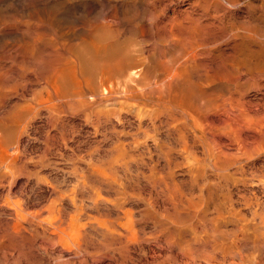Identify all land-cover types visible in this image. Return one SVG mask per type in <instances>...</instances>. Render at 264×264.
Here are the masks:
<instances>
[{"label": "rangeland", "instance_id": "1", "mask_svg": "<svg viewBox=\"0 0 264 264\" xmlns=\"http://www.w3.org/2000/svg\"><path fill=\"white\" fill-rule=\"evenodd\" d=\"M234 1L0 0V264H264V0Z\"/></svg>", "mask_w": 264, "mask_h": 264}, {"label": "bare ground", "instance_id": "2", "mask_svg": "<svg viewBox=\"0 0 264 264\" xmlns=\"http://www.w3.org/2000/svg\"><path fill=\"white\" fill-rule=\"evenodd\" d=\"M228 1L231 2V0H228ZM235 1H236V0H235ZM235 1H234V2H235ZM232 3H233V1H232ZM232 3H231V4H232ZM236 3H237V2H236ZM219 4H220V3L218 2V5H219ZM233 4H234V3H233ZM221 5H222V2H221ZM237 6H238V5H237ZM233 7H234V6H233ZM184 11H185V10H184ZM187 12H188V11H187ZM187 12H186V13H187ZM188 14H189V13H188ZM190 14H191V13H190ZM186 16H187V15L185 14L184 17H185L186 20H187V18H188L189 16H187V17H186ZM216 17H217V16H216ZM189 18L191 19V17H189ZM189 18H188V19H189ZM197 19H198V17H197ZM200 19H201V18H199L198 20H200ZM184 20H185V19H184ZM214 20H215V19H214ZM218 20H219V19H218ZM187 22H188V21H187ZM189 22H190V20H189ZM192 22H193V24L190 25V24L187 23V24H188V27H187V26H184V28L187 27L186 29H190V31H191V30L194 31V30H199V29H200V33H205V34H206L207 31H209L210 29H212V27L208 25V24H210V23L207 24L209 27H211V28L208 30V26H204L205 24H204V25L201 24V25H202V26H201L200 23L198 24L197 20H195V22H194V21H192ZM212 22H213V21H212ZM221 22H222V21H221ZM221 22H220V23H221ZM202 23H203V22H202ZM212 24H213V23H212ZM171 25H172V24H171ZM181 25H182V24H181ZM189 25H190V26H189ZM218 25H219V24H218ZM173 26H174V25H173ZM176 26H177V25H176ZM178 26H180V25H178ZM212 26H213V25H212ZM171 27H172V26H171ZM171 27H170V28H171ZM182 27H183V25L180 26V28H178V29H181ZM173 28H174V27H173ZM182 29H183V28H182ZM220 29H221V28H220ZM173 30H174V29H172V31H173ZM178 31H179V30H178ZM184 31L187 32V30H184ZM184 31H183V32H184ZM210 31H211V30H210ZM169 32H170V31H169ZM176 32H177V31L175 30L174 33L176 34ZM186 32H185V33H186ZM194 32H195V31H194ZM197 32H198V31H197ZM177 33H178V32H177ZM179 33L181 34L180 31H179ZM188 33H189V32H188ZM169 34H170V33H169ZM172 34H173V33H172ZM180 34H179V35H180ZM193 34H194V33H193ZM196 34H197V33H196ZM209 34H210V33L208 32V35H209ZM183 35H184V34H182L183 41H182V39H181V42H184V38H187V37H188V36L186 37L185 35H184V36H183ZM188 35H189V34H188ZM203 35H204V34H203ZM208 35H207V36H208ZM177 36H178V35H176V38H178ZM194 36H195V35H194ZM194 36H193V37H194ZM196 36H197V35H196ZM207 36H206V37H207ZM189 37H191V34L189 35ZM199 37L202 38V35L199 36ZM199 37H198V38H199ZM180 38H181V37H180ZM196 38H197V37H196ZM201 38H200V39H201ZM194 39H195V37H194ZM204 39H205V38H204ZM176 40L178 41V39H176ZM176 40H175V41H176ZM189 40H190V39H189ZM189 40L186 39V41H188V42H189ZM195 40H196V39H195ZM190 41H191V40H190ZM163 42H164V41H163ZM93 43H94V42H93ZM192 43H193V42H192ZM192 43H191V44H192ZM185 44H186V43L184 42V45H183V46H185ZM191 44H190V46H191ZM241 44H242V43H241ZM186 45L188 46L189 44H186ZM192 45H193V44H192ZM190 46H189V47H190ZM187 48H188V47H187ZM205 48H206V47H205ZM95 49H96V48H95ZM185 50H186V47H185ZM187 50H189V49H187ZM195 50H196V49H195ZM202 50H203V49H202ZM189 51H190V50H189ZM189 51H188V52H189ZM129 53H130V51H129ZM135 53H136V52H135ZM137 53H138V52H137ZM195 53H196V52H195ZM209 53H210V52H209ZM250 53H251V52H250ZM142 54H143V53H142ZM197 54H198V53H197ZM197 54H196V55H197ZM190 55H191V54H190ZM193 55H195V54H193ZM193 55H192V57H193ZM188 57H189V56H188ZM188 57H187V59H190V58H188ZM195 57H196V56H195ZM195 57H194V58H195ZM197 57H198V56H197ZM237 57H238V56H237ZM192 59H193V58H191L190 61H191ZM193 60H194V59H193ZM146 61H147V60H146ZM194 61H195V60H194ZM112 62H113V61H112ZM173 62H175V61H173ZM184 62H185V64H186L187 61H184ZM248 62H249V61H248ZM123 63H124V62H123ZM189 63H190V62H189ZM194 63H195V62H194ZM246 63H247V62H246ZM103 64H104V63H103ZM103 64H102V65H103ZM192 64H193V63H192ZM113 65H114V64H113ZM127 65H128V64H127ZM181 65H182V64H181ZM181 65L179 66L180 68H181ZM190 65H191V63H190ZM102 67H103V66H102ZM107 67H108V66H107ZM185 67H186V66H185ZM116 68H117V67H116ZM183 68H184V67H183ZM167 69H168V68H167ZM186 69H187V67H186ZM127 70H128V69H126V71H127ZM132 70H133V69H132ZM177 70H178V69H177ZM187 70H188V69H187ZM187 70H186V72H187ZM128 71H129V70H128ZM134 71H135V70H134ZM126 73H127V72H126ZM134 73H136V72H133V75H134ZM183 73H184V72H183ZM109 74H110V73H109ZM118 74H119V72H118ZM180 74H181V73H180ZM186 74H187V73H186ZM186 74H184V76H185ZM120 75H121V74H120ZM120 75H119V76H120ZM219 75H220V74H219ZM219 75H218V76H219ZM223 75H224V74H223ZM223 75H221V76L223 77ZM262 75H263V74H262ZM106 76H107V75H106ZM116 76H118V75H116ZM125 76H128V75H125ZM125 76H124V74H123V75H122V78L125 77ZM165 76H166V75H165ZM207 76H208V75H207ZM207 76H206V77H207ZM103 77H104V76H103ZM103 77H102V78H103ZM135 77H136V76H135ZM137 77H138V76H137ZM175 77H176V76H175ZM178 77H179V73H178ZM213 77H215V75H213ZM219 77H220V76H219ZM119 78H120V77H119ZM119 78H118V79H119ZM132 78H134V77H132ZM220 78H221V77H220ZM253 78H254V77H253ZM112 79H113V78H112ZM112 79L110 80V82L112 81ZM223 79H224V77H223ZM223 79H222V80H223ZM108 80H109V79H108ZM108 80H106V81H108ZM124 80H125V79H124ZM133 80H134V79H133ZM201 80H202V79H201ZM209 80H210V79H209ZM101 81H102V80H101ZM103 81H104V80H103ZM114 81H115V80H114ZM131 81H132V80H131ZM131 81H127V82H131ZM176 81H177V79H176ZM197 81H198V80H197ZM213 81H214V80H213ZM108 82H109V81H108ZM108 82H107V83H108ZM115 82L117 83L118 80L115 81ZM119 82H121V80H120ZM193 82H194V81H193ZM107 83H106V84H107ZM111 83H112V82H111ZM101 84H104V83H101ZM123 84H125V82H124ZM123 84H122V85H123ZM164 84H165V83H164ZM186 84H187V83H186ZM196 84H197V83H196ZM110 85H111V84H110ZM112 85H113V84H112ZM184 85H185V83H184ZM199 85H200V84H199ZM114 86H115V85H114ZM118 86H119V85H118ZM120 86H121V85H120ZM193 86H194V85H193ZM199 87H200V86H199ZM199 87H197V88H199ZM113 88H114V87H113ZM115 88H116V87H115ZM183 88H184V87H183ZM189 88H190V87H189ZM197 88H196V89H197ZM110 89H111V88H110ZM141 89H142V88H141ZM66 90H67V89H66ZM192 91H193V90H192ZM236 97H237V96H236ZM237 99H238V98H237ZM241 100H242V99H241ZM246 102H247V101H246ZM247 103H248V102H247ZM249 103H250V102H249ZM252 104H253V103H251V105H252ZM256 104H257V103H256ZM62 105H63V104H62ZM248 105H249V104H248ZM257 105H259V104H257ZM257 105H256V107H257ZM72 106H73V105H72ZM153 106H154V105H153ZM253 106H254V105H253ZM219 107H220V106H219ZM235 108H238V107H235ZM240 108H241V107H240ZM240 108H238V109H240ZM244 108H245V107H244ZM258 108H259V106H258ZM233 109H234V107H233ZM250 109H252V106H251ZM253 109H254V108H253ZM253 109H252V110H253ZM231 110H232V109H231ZM231 110H230V111H231ZM236 110H237V109H236ZM241 110H244V109H240V111H241ZM246 110H247V109H246ZM256 110L258 111V109H256ZM256 110H255V112H257ZM259 110H260V109H259ZM234 111H235V110H234ZM234 111H233V112H234ZM8 112H9V111H8ZM221 112H222V111H221ZM241 112H242V111H241ZM255 112L253 111L252 113H255ZM259 112H260V111H259ZM224 113H225V112H224ZM234 113H235V112H234ZM234 113H233V114H234ZM246 113H247V112H246ZM248 113H249V112H248ZM248 113H247V114H248ZM250 113H251V112H250ZM236 114H237V113H236ZM256 114H257V113H256ZM258 114H259V113H258ZM258 114H257V119H258V116H259V118H260V114H259V115H258ZM234 115H235V114H234ZM234 115H232L233 118H234ZM240 115H241V113H240ZM240 115H239V112H238L237 116L240 117ZM243 115H244V113H243ZM243 115H241V116H243ZM250 115H251V114H250ZM232 116L230 115V117H232ZM235 116H236V115H235ZM245 116H246V114H245ZM253 116H254V114H253ZM228 117H229V116H228ZM239 117H238V118H239ZM246 117H250V116L247 115ZM251 117H252V116H251ZM261 117H262V116H261ZM238 118L235 117V120H234V119H233V120H234V121H237L236 119H238ZM240 118H241V117H240ZM182 119H183V118H182ZM241 119H243V117H242ZM248 119H249V118H248ZM257 119H256V120H257ZM260 119H262V118H260ZM228 120H230V119L228 118ZM244 120H245V119H244ZM253 120H254V119H253ZM174 121H175V120H174ZM230 121H232V120H230ZM241 121H242V120H241ZM241 121H239V123H244V122H245V121H244V122H241ZM225 122H226V120H225ZM237 122H238V121H237ZM247 122H248V121H247ZM247 122L244 123V124H249V123H247ZM255 122H256V121H255ZM251 123H252V122H251ZM261 123H262V122H261ZM263 123H264V122H263ZM252 124H253V123H252ZM259 124H260V123H259ZM236 125H237V124H236ZM260 125L262 126V124H260ZM140 126H141V125H140ZM174 126H175V125H174ZM189 126H190V125H189ZM234 126H235V122H234ZM241 126H242V125H241ZM241 126H240V127H241ZM246 126H248V125H246ZM246 126H244V128H245ZM249 126H250V125H249ZM249 126H248V127H249ZM251 126H253V125H251ZM235 127H239V124H238V126H235ZM242 127H243V126H242ZM242 127H241V129H244V128H242ZM248 127L245 128V129H251L250 127H249V128H248ZM257 127H258V126H257ZM263 127H264V125H263ZM149 128H150V127H149ZM239 129H240V128H239ZM252 129H255V130H256V128H252ZM257 129H258V128H257ZM66 130H67V129H66ZM234 130H235V128H234ZM236 130H237V128H236ZM249 131H252V130H249ZM257 131H258V130H257ZM230 132H231V131H230ZM233 132H234V131H233ZM233 132H232V133H233ZM235 132H236V131H235ZM239 132H240V130H239ZM247 132H248V131H247ZM258 132H259V131H258ZM242 133H243V132H242ZM255 133H256V132H255ZM261 133H262V132H261ZM194 134H195V133H194ZM238 134H239V133H238ZM252 134H253V133H252ZM252 134H249L248 137H250ZM52 135H53V134H52ZM72 135H73V134H72ZM216 135H217V134H216ZM234 135H235V133H234ZM244 135H245V134H244ZM253 135H254V134H253ZM238 136H239V135H238ZM245 136H246V135H245ZM215 137H216V136H215ZM242 137H243V135H242ZM251 138H253V136H252ZM254 138H255V137H254ZM158 139H159V138H158ZM242 139H243V142H242V143H244V138H242ZM249 139H250V138H249ZM249 139H248V140H249ZM135 140H136V139H135ZM248 140H247V143H246V144H248V142L251 143V139H250V141H248ZM217 141H218V140H217ZM236 141H237V142H238V141L240 142L241 140H236ZM254 141H255V140H252V142H254ZM224 143H225V142H224ZM240 143H241V142H240ZM254 143H255V142H254ZM254 143H253V144H254ZM235 144H236V143H235ZM253 144L251 145V147H253V146L255 147V145H253ZM218 145H219V144H218ZM241 145H242V144H241ZM243 145H244V144H243ZM248 145H249V144H248ZM248 145H247V146H248ZM1 146H2V145H1ZM196 146H197V145H196ZM245 146H246V145H245ZM219 147H220V146H219ZM228 147H229V146H228ZM249 147H250V146H248V148H249ZM254 147H253V149H252V148H250V149H247V148H246V155H247V156H248V154H247V153H248L247 150L250 151V150L252 149L253 151H252V150H251V151L254 152ZM238 148H240V147H238ZM242 148H244V146H243ZM2 149H3V148H2ZM172 149H173V148H172ZM226 149H228V148H226ZM241 150H242V149H241ZM244 150H245V148H244ZM184 151H185V150H184ZM251 151H250V152H251ZM189 152H190V151H189ZM221 152H222V151H221ZM238 152H240V151H238ZM242 152H243V151H241L240 153L243 154ZM224 153H225V152H223L222 154H224ZM227 153H230V152H227ZM231 153H232V152H231ZM231 153H230V155H231ZM9 154H10V151H9ZM222 154H221V155H222ZM109 155H110V154H109ZM230 155L226 154V159H225L224 161L227 162V157L230 156ZM216 156H217V155H216ZM223 156L225 157V155H223ZM244 156H245V154H244ZM244 156H243V157H244ZM8 157H9V156H8ZM221 157H222V156H221ZM224 157H223V158H224ZM233 157H234V156H233ZM228 158L230 159V157H228ZM196 159H197V158H196ZM232 159H233V158H232ZM237 159H240V158H237ZM222 161H223V160H222ZM244 161H245V160H244ZM228 162H229V161H228ZM14 163H15V162H14ZM222 163H223V164H227V163H224V162H222ZM10 164H11V162H10ZM10 164H9V165H10ZM194 165H195V164H194ZM195 166H196V165H195ZM193 167H194V166H193ZM9 168H10V167H9ZM6 171H7V170H6ZM19 171H20V170H19ZM168 171H169V170H168ZM214 171H215V170H214ZM231 172H232V171H231ZM215 174H217V173H215ZM8 175H9V174H8ZM234 176H235V175H234ZM155 184H156V183H155ZM214 184H215V183H214ZM36 187H37V186H36ZM139 187H140V186H139ZM159 189H160V188H159ZM141 190H142V189H141ZM95 192H96V191H95ZM175 192H176V191H175ZM164 193H165V192H164ZM91 194H92V193H91ZM96 194H97V193H96ZM96 194H94V195L96 196ZM226 194H227V193H226ZM178 195H179V194H178ZM95 196H94V198H96ZM141 196H142V195H141ZM168 196H169V195H168ZM90 197H91V196H90ZM92 197H93V195H92ZM92 197H91V198H92ZM127 197H128V196H127ZM163 197H164V196H163ZM91 198H90V199H91ZM189 198H190V197H189ZM239 199H240V198H239ZM94 200H95V199H94ZM102 200H103V199H102ZM104 200H105V199H104ZM144 200H145V199H144ZM190 201H191V200H190ZM80 203H81V202H80ZM90 203L93 204L92 207H90V210H91L92 212H94L95 214H97L99 217L102 216V215H107L108 212L105 211L104 209H100V205H99V204L94 203V202H90ZM98 203H99V202H98ZM88 204H89V203H88ZM124 205H125V204H124ZM197 205H198V204H197ZM90 206H91V205H90ZM110 206H111V205H110ZM172 206H173V205H172ZM190 206H191V205H190ZM88 207H89V206H88ZM88 207H87V209H88ZM168 207H169V206H168ZM174 207H175V206H174ZM11 209H12V208H11ZM85 209H86V208H85L83 205H75V214H80V213H82V212H85V211H84ZM173 209H174V208H173ZM107 210L109 211V209H107ZM116 210H117V209H116ZM151 210H152V209H151ZM162 210H165V212L167 211L166 209H162ZM162 210H161V211H162ZM49 211H50V210H49ZM88 211H89V210H88ZM197 211H198V209H197ZM13 212H14V211H13ZM15 212H17V211H15ZM92 212H91V213H92ZM114 212H116V211L114 210ZM163 212H164V211H163ZM163 212H162V217H163V214L165 213V212H164V213H163ZM168 212H169V210H168ZM171 212H172V211H171ZM173 212H174L175 215L178 214V213H180V211L177 210L176 208L174 209ZM193 212H194V211H192V213L189 212V213H191V216H192V214H193V215L195 214V213H193ZM195 212H196V211H195ZM198 212H199V211H198ZM85 213H86V212H85ZM122 213H124V212H122ZM151 213H152V212H151ZM166 213H167V212H166ZM166 213H165V215H166ZM169 213H170V212H169ZM169 213H168V214H169ZM200 213H201V212H200ZM8 214H9V213H8ZM13 214H14V213H13ZM15 214H16V213H15ZM86 214H87V217H93L94 219H96L95 214H90L89 212L86 213ZM114 214H115V213H114ZM154 214H155V213H154ZM174 214H172V216H173ZM198 214H199V213H198ZM198 214L196 213V215H198ZM229 214H230V213H229ZM261 214H262V213H261ZM112 215H113V214H112ZM155 215H156V214H155ZM257 215H258V214H257ZM263 215H264V214H263ZM12 216H13V215H12ZM50 216H51V215H50V213H49V216L44 217L45 219H43V223H44V227H45L44 229H47V230H48L49 228H50V229L53 228L52 231H55V233L58 234L57 236H58V238H59V243H60V246H59L58 249H59L60 252H64V251L69 250V249L67 248V247H69V246H68L69 242H73V241L75 240V237L77 236V232L79 231V229L81 228L82 225L79 224V223L74 224L73 222H72V223H69V224H67V225H65V224H63L61 221H58V222H57V221L52 220V219L50 218ZM170 216H171V215H170ZM194 216H195V215H194ZM194 216H193V217H194ZM227 216H228V215H227ZM16 217H17V215L15 216V218H16ZM71 217H72V216H71ZM73 217H74V216H73ZM160 217H161V216H160ZM162 217H161V218H162ZM173 217H175V216H173ZM177 217H178V216H177ZM196 217L198 218L199 216H196ZM258 217H259V215H258ZM261 217H262V216H261ZM261 217H260V218H261ZM263 217H264V216H263ZM263 217H262V218H263ZM9 218H10V217H9ZM74 218H75V217H74ZM76 218H77V217H76ZM78 218H79V217H78ZM164 218H167V217H164ZM179 218H180V217H178V220H179ZM72 219H73V218H72ZM162 219H163V218H162ZM186 219H187V218H186ZM186 219H185V220H186ZM8 220H9V219H8ZM74 220H75V219H74ZM78 220H80V219H77L76 222H78ZM142 220H143V219H142ZM175 220H176V217H175ZM10 221L12 222L13 220H9V222H10ZM17 221H20L19 218H17ZM53 221H54V222H53ZM197 221H198V220H196V222H197ZM259 221H260V219H259ZM261 221H262V220H261ZM261 221H260V222H261ZM108 222H109V220H108ZM199 222H200V221H199ZM199 222H198V223H199ZM214 222H216V221H214ZM255 222H256V221H255ZM19 223H20V222H19ZM115 223H117V222H115ZM171 223L173 224V222H171ZM186 223L188 224V222H186ZM201 223H202V222H201ZM221 223H222V222H221ZM261 223H262V222H261ZM261 223H260V224H261ZM189 224H190L189 226H191V223H189ZM204 224H205V223H204ZM218 224H219V223H218ZM256 224H257V223H256ZM263 224H264V220H263ZM27 225H28V224H27ZM117 225H118V227L121 229V231H128V229H129V227H128V219H126L125 221H123L122 223L117 224ZM206 225H207V224H206ZM209 225H210V224H209ZM216 225H217V224H216ZM30 226H31V225H30ZM180 226H181V225H180ZM182 226H184V224H183ZM185 226H186V225H185ZM204 226H205V225H204ZM210 226H211V225H210ZM258 226H259V225H258ZM202 227H203V226H202ZM260 227H263V225H261ZM260 227H259V228H260ZM171 228L174 229V227H171ZM175 228H177V227H175ZM197 228H199V227H197ZM206 228L208 229V227H206ZM210 228H211V227H210ZM263 228H264V227H263ZM8 229H9V227H8ZM50 229H49V230H50ZM201 229H202V228H201ZM213 229H214V228H213ZM253 229H254V228H253ZM9 230H11V231H10V235H11L13 238H18L20 232L23 230V226H22V225H19V226H17V227H16V225H14V226H12V227L10 226V229H9ZM9 230H8V232H9ZM85 230H86V229H85ZM175 230H176V229H175ZM216 230H219V229L216 228ZM233 230H234V229H233ZM248 230H249V229H248ZM260 230H261V229H260ZM83 231H84V230H83ZM181 231H182V230H181ZM183 231H184V230H183ZM183 231H182V232H183ZM191 231H192V230H191ZM203 231H204V230H202V232H201V231H200V232L203 233ZM205 231H206V230H205ZM210 231H211V230H210ZM219 231H220V230H219ZM174 232H175V231H174ZM211 232H212V231H211ZM213 232H214V231H213ZM216 232H218V231H216ZM225 232H226V231H225ZM225 232H224V233H225ZM235 232H236V231H235ZM260 232H261V231H260ZM172 233H173V232H170V234H172ZM176 233H177V232H176ZM201 233H200V234H201ZM214 233H215V232H214ZM218 233H219V232H218ZM236 233H237V232H236ZM263 233H264V232H263ZM180 234H181V233H180ZM184 234H185V233H184ZM204 234H206V233H204ZM222 234H223V231H222ZM229 234H230V233H229ZM234 234H235V233H234ZM172 235H173V234H172ZM210 235H211V234H210ZM57 236H56V238H57ZM170 236H171V235H170ZM174 236H175V235H174ZM176 236H177V235H176ZM191 236H192V235H191ZM205 236H206V235H205ZM208 236H209V235H208ZM220 236L222 237L221 234H220ZM224 236H226V235H224ZM156 237H157V236H156ZM216 237H217V236L215 235L214 238H216ZM218 237H219V236H218ZM29 238H30V240H32V239H33L32 235H29ZM151 238H152V237H151ZM151 238H150V239H151ZM178 238H179V237H178ZM178 238H177V239H178ZM183 238H184V237H183ZM189 238H190V237H189ZM189 238H187V239H189ZM194 238H195V236H194ZM201 238H202V237H201ZM211 238H212V236H211ZM230 238H233V236H232V237L230 236ZM168 239H169V238H168ZM177 239H176V241H177L176 243L180 244L179 242H180V240H182V237H181V239H179V240H177ZM191 239H192V237H191ZM195 240H196V239H195ZM168 241H169V240H168ZM174 241H175V239H174ZM174 241H173V242H174ZM178 241H179V242H178ZM184 241H185V240H184ZM191 241H192V240H191ZM197 241H198V240H197ZM31 242H32V241H31ZM31 242H30V243H31ZM170 242H172V241H170ZM182 242H183V241H182ZM73 243H74V242H73ZM129 243H130V242H129ZM165 243H166V242H165ZM174 243H175V242H174ZM263 243H264V242H263ZM170 244H171V243H170ZM189 244H190V240H189ZM193 244H194V243H193ZM220 244H221V243H220ZM231 244H232V243H231ZM233 244H234V243H233ZM168 245H169V244H168ZM206 245H207V244H206ZM45 246H47V245H45ZM170 246H173V245H170ZM170 246H169V249H170ZM174 246H175V244H174ZM176 246H177V245H176ZM232 246H233V245H232ZM255 246H256V245H255ZM164 247H165V246H164ZM164 247H163V248H164ZM239 247H240V245H239ZM247 247H248V246H247ZM55 248H56V247H55ZM163 248H162V249H163ZM179 248H180V247H179ZM192 248H193V247H192ZM236 248H237V247H236ZM140 249H141V248H140ZM76 250H77V249H76ZM159 250H160V249H159ZM240 250H241V249H240ZM256 250H257V249H256ZM259 250H260V249H259ZM133 251H134V250H133ZM168 251H169V250H168ZM171 251H172V250H171ZM197 251H198V250H197ZM236 251H237V250H236ZM236 251H235V252H236ZM238 251H239V250H238ZM241 251H242V250H241ZM262 251H263V250H262ZM20 252H21V251H19V252L17 251V253H20ZM69 252H70V251H69ZM78 252H79V251H78ZM144 252H145V249H144ZM177 252H179V251H178V247H177ZM180 252H181V251H180ZM187 252H188V251H187ZM193 252H194V251H193ZM198 252H199V251H198ZM217 252H218V251H217ZM235 252H234V253H235ZM17 253H16V254H17ZM23 253H24V252H23ZM181 253H182V252H181ZM194 253H195V252H194ZM200 253H202V252H200ZM236 253H237V252H236ZM236 253H235V255H236ZM70 254H71V253H70ZM72 254H73V253H72ZM74 254H75V253H74ZM168 254H169V253H168ZM182 254H184V253H182ZM195 254H196V253H195ZM227 254H228V253H227ZM239 254H240V253H239ZM18 255H20V254H18ZM76 255H78V254H76ZM76 255H75V258H72V259H75L76 262H77V259H76L77 257H76ZM176 255H177V254H176ZM186 255H187V254H186ZM198 255H199V254H198ZM242 255H243V254H242V252H241V254L239 255L240 258H239L238 255H237V256H238L239 259H241ZM22 256H24V255H22V252H21V257H22ZM69 256H70V255H69ZM78 256H80V255H78ZM177 256H178V255H177ZM187 256H188V255H187ZM246 256H247V255H246ZM24 257H26V255H25ZM24 257H22V259H23ZM31 257H32V256H31ZM171 257H172V256H171ZM192 257H193V256H192ZM196 257H197V256H196ZM210 257H211V256H210ZM244 257H245V256H244ZM248 257H249V256H248ZM16 258H17V257H16ZM18 258H20V257L18 256ZM80 258H81V257H80ZM132 258H133V257H132ZM168 258H169V256H168ZM175 258H176V257H174L173 259H175ZM207 258L209 259V257H207ZM207 258H206V261H207V262H211V261H208ZM27 259H28V258H27ZM82 259H83V258H82ZM135 259H136V258H135ZM78 260H79V259H78ZM93 260H94V259H93ZM96 260H98V259H96ZM175 260H177V259H175ZM175 260H174V262H175ZM181 260H182V259H181ZM211 260H212V259H211ZM241 260H242V259H241ZM241 260H240V261H241ZM18 261H19V259H17V261L13 262L12 264H19L20 261H19V262H18ZM79 261H80V260H79ZM101 261H102V260H101ZM25 262H26V261H25ZM76 262H75V263H76ZM95 262H96V261H95ZM159 262H160V261H159ZM188 262H189V261H188ZM241 262H242V261H241ZM251 262H252V261H251ZM253 262H254V261H253ZM20 263H21V262H20ZM73 263H74V262H73ZM82 263H83V262H82ZM97 263H98V262H97ZM97 263H96V264H97ZM211 263H212V262H211ZM227 263H228V262H227ZM231 263H232V262H231ZM231 263H230V264H231ZM244 263H245V262H244ZM24 264H25V263H24ZM26 264H27V263H26ZM68 264H69V263H68ZM92 264H94V261L92 262ZM185 264H186V263H185ZM188 264H189V263H188ZM222 264H223V263H222ZM224 264H225V263H224ZM232 264H234V263H232Z\"/></svg>", "mask_w": 264, "mask_h": 264}]
</instances>
